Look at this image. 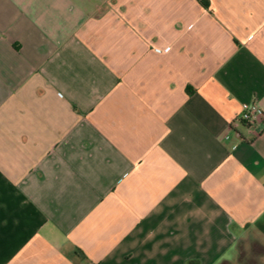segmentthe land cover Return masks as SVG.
Masks as SVG:
<instances>
[{"label": "crops", "instance_id": "0c3cea01", "mask_svg": "<svg viewBox=\"0 0 264 264\" xmlns=\"http://www.w3.org/2000/svg\"><path fill=\"white\" fill-rule=\"evenodd\" d=\"M262 225L264 0H0V264H219Z\"/></svg>", "mask_w": 264, "mask_h": 264}, {"label": "rangeland", "instance_id": "374dc122", "mask_svg": "<svg viewBox=\"0 0 264 264\" xmlns=\"http://www.w3.org/2000/svg\"><path fill=\"white\" fill-rule=\"evenodd\" d=\"M228 257L230 264H264V225L246 231Z\"/></svg>", "mask_w": 264, "mask_h": 264}, {"label": "built area", "instance_id": "2783aa9c", "mask_svg": "<svg viewBox=\"0 0 264 264\" xmlns=\"http://www.w3.org/2000/svg\"><path fill=\"white\" fill-rule=\"evenodd\" d=\"M261 114L258 104L254 101L244 104L237 120L244 123L247 127H251Z\"/></svg>", "mask_w": 264, "mask_h": 264}, {"label": "trees", "instance_id": "16d2710c", "mask_svg": "<svg viewBox=\"0 0 264 264\" xmlns=\"http://www.w3.org/2000/svg\"><path fill=\"white\" fill-rule=\"evenodd\" d=\"M190 264H192V262H190ZM219 264H230V262L227 260H224V261H221Z\"/></svg>", "mask_w": 264, "mask_h": 264}]
</instances>
